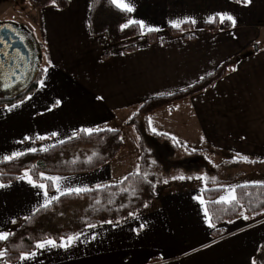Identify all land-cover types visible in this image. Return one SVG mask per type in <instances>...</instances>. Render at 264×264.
Segmentation results:
<instances>
[{"label":"crops","instance_id":"1","mask_svg":"<svg viewBox=\"0 0 264 264\" xmlns=\"http://www.w3.org/2000/svg\"><path fill=\"white\" fill-rule=\"evenodd\" d=\"M91 1L69 0L60 9L53 4L34 7L28 0H0V22L31 26L32 34L34 26L40 30L39 64L44 65L32 92L0 105V161L13 153L46 149L76 136L79 129L118 128L123 145L108 163L79 173L44 172L61 177L62 189L117 182L132 170L129 155L133 160L138 157L139 166L141 126L146 120L149 130L161 135L150 137L171 146L172 152L214 150L247 157L248 162L240 158L239 163L251 166L245 174H263L264 0L248 4L243 0H128L132 19L142 21L145 28L139 36L115 44L90 32ZM217 13L234 17L235 26L229 21L231 26L223 28L228 20L221 23ZM209 17L218 19L217 30L204 27ZM187 19L196 23L184 22ZM172 21L187 26L179 34L170 33ZM149 29L156 32L154 42L144 34ZM129 44L135 49L124 51ZM229 59L226 74L208 89L126 124L146 99L185 88ZM13 104L19 107L11 108ZM53 132L58 135L52 136ZM41 136L46 139H38ZM24 172L13 180H0L9 185L0 188V232L10 231L44 203L42 189L18 179ZM35 181L50 185L49 197L60 196L51 181ZM228 187L233 183L225 185L216 200ZM164 188L142 211L76 232L84 235L68 249L34 247L25 253L36 252L35 258L21 261V253L12 262L3 258L0 264H257L264 214L250 217L241 211L237 219L222 222L224 233L214 238V226L205 216L203 187Z\"/></svg>","mask_w":264,"mask_h":264},{"label":"trees","instance_id":"2","mask_svg":"<svg viewBox=\"0 0 264 264\" xmlns=\"http://www.w3.org/2000/svg\"><path fill=\"white\" fill-rule=\"evenodd\" d=\"M34 7H44L53 4L60 9L68 6L69 0H28ZM128 20H133L131 13L121 12L109 3V0H92L88 17L90 32L94 36H105L110 43H119L122 40L136 37L142 34L139 24H132L128 28L121 30V25ZM187 25L180 27L168 26L170 33L179 34ZM231 23L225 21L223 28H229ZM204 27L215 31L218 27V19L212 23H204ZM148 42L156 40L155 31L144 33ZM134 44L123 47L126 52L133 51ZM107 56L106 53L102 54ZM232 59L224 61L213 72L203 77L189 86L171 92L169 95L162 94L150 97L142 102L134 115L126 121V124H134L137 115H147L153 110L169 105L175 101L192 96L196 93L208 89L217 80L223 77L231 66ZM41 76V68H38L34 78L20 92L12 95H0V105L10 104L32 92ZM140 137V156L137 170H133L125 177L126 181L120 179L117 182L107 183L91 188L80 194L60 195L58 200L53 201L47 209H41L29 215V219H24L20 224L13 227L12 233L7 241H0V249L4 248V262L16 260L21 253L34 249L37 240L42 238L60 239L83 230L89 224H100L106 221H121L130 215L143 210L146 204L151 202L156 194L164 187L168 186L165 180L158 177V164L153 160L152 153L145 147V139L150 136L160 138L149 130L146 120L143 122ZM114 129L115 131H110ZM79 129L76 136L53 144L46 148V151H29L23 153L11 161H0V180L7 182L16 178L21 172L29 171L34 180H41L40 173H79L94 170L109 161L113 160L123 145L121 131L118 128L94 129L92 134H87ZM174 147L180 145L174 143ZM83 147H91L93 153L89 158H73L69 154ZM192 154L200 151L190 150ZM139 173L138 175L136 173ZM214 178V179H213ZM237 176L218 178L207 177L204 180L205 186L201 189V194L206 200V207L214 226L211 234L214 238L224 233L220 224L224 221H232L238 218L241 211L250 217H257L264 214V183H242L235 184ZM233 183L237 201L230 204L214 203L216 197L223 190L225 185ZM240 186V187H237ZM48 188L50 185L48 184ZM128 189V191H124ZM75 208L82 206L86 215L79 219H66L58 224L54 218L68 207ZM264 249V241L261 244ZM260 253L256 256L257 264H264L260 260Z\"/></svg>","mask_w":264,"mask_h":264},{"label":"rangeland","instance_id":"3","mask_svg":"<svg viewBox=\"0 0 264 264\" xmlns=\"http://www.w3.org/2000/svg\"><path fill=\"white\" fill-rule=\"evenodd\" d=\"M27 28L32 33L31 26L30 29L29 27ZM32 36L38 47V40L41 41L42 36L40 30L36 26L33 27ZM43 47L45 48V46ZM42 66L44 65L40 62L39 67L42 68ZM0 95L3 94L0 93ZM145 142V147L152 153L153 160L158 164V177L168 183V186H162L166 188H164V190L178 189L181 186L204 187V180L197 179V177L226 178L233 177L236 174H238V176L234 182L235 184L264 183V172L263 174L258 173L254 175L245 174V169L251 166L242 163L239 165L241 161L240 156L214 150H211L209 153L200 152L192 154L183 148L172 152L171 146L159 144L158 141L152 137L145 139ZM153 145H155L156 150L153 149ZM92 153L93 149L91 147H83L71 152L69 155L73 158H89ZM195 157L203 158L202 162H190V160ZM128 162L132 163L131 171L138 169V157L133 160V156L129 155ZM252 168H255V166ZM180 176H183L184 179L174 178ZM189 177H191V179H189ZM84 211L82 206L77 208L71 206L60 212L54 220L57 221L58 224H61L66 219H79L86 215ZM0 251H4V248L2 247ZM260 260L264 263V249L261 252Z\"/></svg>","mask_w":264,"mask_h":264},{"label":"snow or ice","instance_id":"4","mask_svg":"<svg viewBox=\"0 0 264 264\" xmlns=\"http://www.w3.org/2000/svg\"><path fill=\"white\" fill-rule=\"evenodd\" d=\"M243 2L245 4H248V3H251V0H243ZM109 3L114 6L115 8H117L118 10H120L121 12H127V13H131L133 11V7L132 5L128 2V0H109ZM216 16L219 17V20L221 23H223L225 20H228L232 23L233 26H235L236 24V20L234 17H232L231 15H229L228 13H217ZM215 20V17H209L207 22L208 23H212L214 22ZM184 22L186 23H192V24H195L196 21L193 20V19H187L185 20ZM139 24L140 25V28L141 30H143L145 28V25L142 21H135V20H128L126 23L122 24L121 25V30H124L126 28H128L130 25L132 24ZM172 26L173 27H179V24L180 22H177V21H172L171 22ZM149 31H153V29H149ZM2 42V41H0ZM47 59V58H46ZM48 67H51V63L49 62L48 64ZM48 67H45L43 69V72L44 73H47L48 72ZM235 70V69H233ZM210 74V73H209ZM201 79H203V77H201ZM41 84V87H43V81L41 80L39 82ZM169 95L171 93H168ZM30 99V97H29ZM97 99H102L101 97H97ZM61 103L60 100H57L56 101V105H59ZM16 107H19L18 104H13L11 105V108H16ZM11 108H9L8 110L10 111ZM81 131L87 133V134H92L93 132V129H90V128H86V129H82ZM99 131V129H98ZM110 131H115L114 129H110ZM153 131H155L153 129ZM52 136H57L58 133L56 132H53L51 134ZM26 139H28L26 137ZM38 139H46V137H38ZM42 151H46L47 149H41ZM29 151H36V149H30ZM22 153H13L12 155L10 156H4L3 157V160L4 161H11L13 159H16L18 158L19 156H21ZM242 160H244L245 162H248V159L247 157H241ZM137 175L139 174L138 172L136 173ZM174 178H178V179H184L183 176H180V177H174ZM18 179H24V180H27V182L29 184H31L33 187H37V188H40L44 191V203L41 204L35 211L36 212H39L41 209H47L49 207V205L52 203L53 200H58L59 197L58 196H52V197H49L48 195V191H47V185L44 184V183H37L35 180H33V178L31 177L29 171H25L23 176L21 177H18ZM40 179L41 180H48V181H51L52 184H53V187L55 188V191L60 193V195H71L73 193L75 194H80L82 192H86L88 191L87 188H81V187H67V188H64L62 189L61 188V185H60V181H61V177H58V176H46L44 173H40ZM128 179V177H124L123 180L121 181V183H123L124 181H126ZM189 179H191V177H189ZM197 179H201V180H207V177H197ZM214 179V178H213ZM165 183H167V181H165ZM9 185H5V184H0V188H4V187H8ZM237 187H240V186H237ZM124 191H128V189H124ZM225 195L223 196H220L218 200L214 201V203H225V204H230L232 202H235L237 201V196L235 194V188L234 187H228L225 189ZM200 203L202 205L205 204V201L200 198ZM147 207V205H145ZM208 211L207 209H205V216L208 217ZM243 215V214H241ZM25 219H29L28 217H26ZM210 217H209V221H210ZM244 219H248V217H244ZM13 223H15V221H12ZM107 223H112V221H106ZM209 226L210 227H213V225L209 222ZM88 227H96V225H93V224H89ZM144 225H140V228L143 229ZM12 233L10 232H0V241H7L9 236H11ZM81 235H84V233H73V234H70V235H66V236H63L60 238V241L59 243L54 240V239H50V238H45L39 242H37L35 244V248L36 249H49V248H64V249H68L69 247H71L77 240H79L80 236ZM92 239H95V236L92 237ZM4 255H5V252L4 251H0V260H3L4 258ZM36 256V252H31V253H22L21 256H20V260L21 261H24V260H29V259H33L35 258ZM253 264H255V262H253Z\"/></svg>","mask_w":264,"mask_h":264},{"label":"flooded vegetation","instance_id":"5","mask_svg":"<svg viewBox=\"0 0 264 264\" xmlns=\"http://www.w3.org/2000/svg\"><path fill=\"white\" fill-rule=\"evenodd\" d=\"M13 36L21 38L28 48L27 53L11 48L13 38L2 41L0 46V93L16 94L34 78L39 68V51L32 33L24 25L8 23ZM153 149L156 150L155 145ZM169 151V150H168Z\"/></svg>","mask_w":264,"mask_h":264},{"label":"water","instance_id":"6","mask_svg":"<svg viewBox=\"0 0 264 264\" xmlns=\"http://www.w3.org/2000/svg\"><path fill=\"white\" fill-rule=\"evenodd\" d=\"M8 23L10 22H0V41H8V38H13L14 42L12 43V47L11 48H17V49H22L24 53H27L28 48L26 47L25 43L23 42V40L21 38L18 37H14L13 36V31L7 26ZM12 24H16V23H12ZM2 42H0V46H1ZM14 94H10V95H6V96H12ZM141 132H144V129L141 128ZM203 158H192L190 160V162H202Z\"/></svg>","mask_w":264,"mask_h":264}]
</instances>
